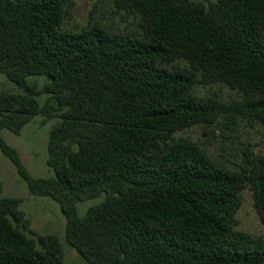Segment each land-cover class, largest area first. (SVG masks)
Wrapping results in <instances>:
<instances>
[{"label": "trees", "instance_id": "trees-1", "mask_svg": "<svg viewBox=\"0 0 264 264\" xmlns=\"http://www.w3.org/2000/svg\"><path fill=\"white\" fill-rule=\"evenodd\" d=\"M67 1L0 0V72L19 89L0 92V150L32 194L60 204L66 242L88 264H264V238L234 227L246 187L264 224V155L247 150L234 170L175 135L237 120L193 92L215 83L264 126V0H109L138 17L141 29L119 31L61 29ZM37 115L54 120L46 178L1 135ZM1 192L0 264H60L58 238L31 236L21 199Z\"/></svg>", "mask_w": 264, "mask_h": 264}, {"label": "rangeland", "instance_id": "rangeland-1", "mask_svg": "<svg viewBox=\"0 0 264 264\" xmlns=\"http://www.w3.org/2000/svg\"><path fill=\"white\" fill-rule=\"evenodd\" d=\"M109 0H69L65 4V14L61 29L79 30L88 21L105 24L113 31L141 29L138 17L132 14H122ZM30 82H36L41 87L44 79L40 76L30 77ZM18 92L17 86L7 76L0 72V92ZM199 96H210L218 101L232 105L237 120L231 122L222 114L216 125L197 124L176 132V136L196 142L213 159L225 162L231 169L238 170L243 164L244 152L247 150L255 155H264V126L253 118L239 114L237 108L244 99L240 90L225 84L215 83L198 85L193 91ZM47 94L37 97L42 104ZM54 120L42 122V116H35L28 122L19 134L2 129L4 140L14 147L33 178H46L53 175V169L47 164L48 132ZM0 185L1 196L21 199L19 208L30 221V228L38 235H55L61 245L62 258L60 264H88L65 239L66 216L60 204L50 196H39L29 191L26 180L17 172L11 160L0 150ZM96 196L77 203V215L83 216L86 209L101 201ZM236 229L243 230L254 236L264 238V224L254 205L253 192L246 187L240 192L239 207L235 213Z\"/></svg>", "mask_w": 264, "mask_h": 264}]
</instances>
